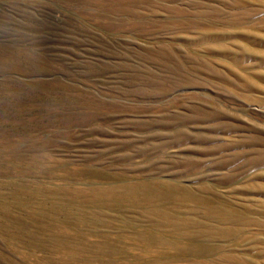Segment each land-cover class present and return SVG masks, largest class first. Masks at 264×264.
Instances as JSON below:
<instances>
[{
	"label": "rangeland",
	"instance_id": "1",
	"mask_svg": "<svg viewBox=\"0 0 264 264\" xmlns=\"http://www.w3.org/2000/svg\"><path fill=\"white\" fill-rule=\"evenodd\" d=\"M0 264H264V0H0Z\"/></svg>",
	"mask_w": 264,
	"mask_h": 264
},
{
	"label": "bare ground",
	"instance_id": "2",
	"mask_svg": "<svg viewBox=\"0 0 264 264\" xmlns=\"http://www.w3.org/2000/svg\"><path fill=\"white\" fill-rule=\"evenodd\" d=\"M109 1H110V0H109ZM247 1H248V0H247ZM87 3H88V2H87ZM101 4H102V3H101ZM104 4H105V3H104ZM203 4H204V3H203ZM229 4H230V3H229ZM229 4H228V5H229ZM85 5H86V4H85ZM198 5H199V4H198ZM205 5H206V4H205ZM205 5H202V7H204ZM224 5H226V4H224ZM191 6H192V5H191ZM207 6H208V5H207ZM209 7H210V6H209ZM237 7H238V6H237ZM236 9H237V8H236ZM232 10H233V9H232ZM202 11H203V10H202ZM233 11H235V10H233ZM247 11H248V10H247ZM214 12H215V11H214ZM230 12H231V11H230ZM235 12H236V11H235ZM239 12H240V11H239ZM226 13H227V12H226ZM237 13H238V12H237ZM242 13H243V12H242ZM210 15H211V14H210ZM224 15H225V14H224ZM235 15H236V14H235ZM218 16H219V15H218ZM218 16L216 15L215 18L218 17ZM241 16H243V15H241ZM211 17H212V16H211ZM226 17H227V16H226ZM243 17H244V16H243ZM230 18H231V17H230ZM239 18H240V17H239ZM228 19H229V18H228ZM237 19H238V18H237ZM241 19H242V18H241ZM217 20H218V19H217ZM259 20H260V19H259ZM213 21H214V20H213ZM220 21H221V20H220ZM238 21H239V20H238ZM228 22H229V21H228ZM228 22H227V23H228ZM239 22H240V21H239ZM239 22H238V23H239ZM243 22H244V21H243ZM251 22H252V21H251ZM231 23H232V22H231ZM254 23H255V22H254ZM240 24H241V23H240ZM251 25H253V24H251ZM257 27H258V26H257ZM212 34H213V33H212ZM222 34H223V33H222ZM241 34H242V33H241ZM247 34H248V33H246V34L244 33V35H246V36H247ZM252 35H254V34L252 33ZM259 35H260V34H259ZM249 36H251V35H249ZM254 36H255V35H254ZM247 37H248V36H247ZM209 40H210V39H209ZM211 40H212V39H211ZM206 41H207V40H206ZM206 41H205V42H206ZM202 42H203V41H202ZM207 42H208V41H207ZM214 42H215V41H214ZM202 44H203V43H202ZM212 50H214V49H212ZM218 50H219V49H218ZM244 50H246V49L244 48ZM210 51H211V50H210ZM188 226H189V225H188ZM188 231H189V230H188ZM190 231H191V230H190ZM189 233H192V232H189ZM189 233H188V234H189Z\"/></svg>",
	"mask_w": 264,
	"mask_h": 264
}]
</instances>
